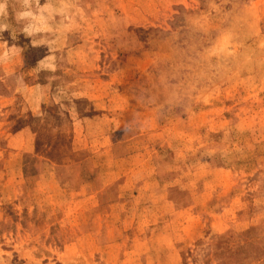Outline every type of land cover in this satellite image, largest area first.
<instances>
[{
	"label": "rangeland",
	"instance_id": "1",
	"mask_svg": "<svg viewBox=\"0 0 264 264\" xmlns=\"http://www.w3.org/2000/svg\"><path fill=\"white\" fill-rule=\"evenodd\" d=\"M261 248L264 0H0V264Z\"/></svg>",
	"mask_w": 264,
	"mask_h": 264
},
{
	"label": "trees",
	"instance_id": "2",
	"mask_svg": "<svg viewBox=\"0 0 264 264\" xmlns=\"http://www.w3.org/2000/svg\"><path fill=\"white\" fill-rule=\"evenodd\" d=\"M26 55V54H25ZM43 74V73H41ZM37 157L26 156L23 161V172L25 176H32L38 173V168L35 166ZM250 249L246 253L230 254L224 257L221 264H258L264 261V248H261L259 253L254 255L248 254Z\"/></svg>",
	"mask_w": 264,
	"mask_h": 264
},
{
	"label": "crops",
	"instance_id": "3",
	"mask_svg": "<svg viewBox=\"0 0 264 264\" xmlns=\"http://www.w3.org/2000/svg\"><path fill=\"white\" fill-rule=\"evenodd\" d=\"M258 264H264V261H263V262H260V263H258Z\"/></svg>",
	"mask_w": 264,
	"mask_h": 264
}]
</instances>
